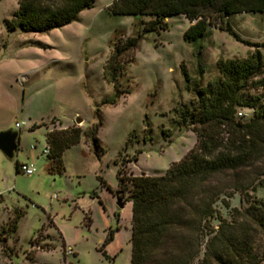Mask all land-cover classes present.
<instances>
[{"label":"rangeland","instance_id":"1","mask_svg":"<svg viewBox=\"0 0 264 264\" xmlns=\"http://www.w3.org/2000/svg\"><path fill=\"white\" fill-rule=\"evenodd\" d=\"M113 1L95 0L60 27L24 32L7 25L18 0H0V130H16L19 137L13 158L0 151V264H130L131 203L118 186V170L126 176L164 173L195 143L194 132L179 123V112L195 103L190 85L205 86L216 76L218 58L245 57L255 49L264 58L263 13L229 17L241 40L210 28L195 43L183 40L188 20L174 14L166 29L142 34L109 81L103 67L112 42L119 33L142 32L148 18L111 14L106 7ZM15 121L24 123L19 130ZM64 125L79 126L80 139L63 151L61 169L49 168L41 153L45 135ZM94 126L98 147L83 133ZM16 162H32L36 170L16 173ZM257 166L264 170V161L219 174L211 185L231 192V207L245 205L231 188L237 180L253 182L249 193L264 198ZM215 206L229 219V209L220 201Z\"/></svg>","mask_w":264,"mask_h":264},{"label":"trees","instance_id":"2","mask_svg":"<svg viewBox=\"0 0 264 264\" xmlns=\"http://www.w3.org/2000/svg\"><path fill=\"white\" fill-rule=\"evenodd\" d=\"M94 2L18 0L7 25L24 32H45L75 20ZM106 10L148 17L141 21L142 32L126 37L119 33L112 42L103 69L106 78L115 81L142 34L166 29L168 16L181 14L188 20L182 34L188 43H195L210 28L226 30L241 40L229 17L240 12L264 14V0H114ZM215 68L216 76L205 86L190 85L195 103L179 112V123L195 134L194 145L162 174L117 172L118 186L127 189L131 203L130 264L264 263V198L249 193L253 182L237 180L231 188L245 205L231 207V192L211 185L219 174L237 173L264 161V58L255 49L245 57L218 58ZM96 131L94 126L83 133L98 147ZM81 133L76 125L46 133L49 168H62L63 151L77 143ZM259 169V175H264ZM218 201L229 209V219L216 208Z\"/></svg>","mask_w":264,"mask_h":264},{"label":"water","instance_id":"3","mask_svg":"<svg viewBox=\"0 0 264 264\" xmlns=\"http://www.w3.org/2000/svg\"><path fill=\"white\" fill-rule=\"evenodd\" d=\"M80 118L75 119V123L78 124ZM18 144V132L12 129L0 130V151L7 157L13 158L14 153L17 149ZM121 190H116L114 192L116 198V204L119 208L124 205V200L120 196Z\"/></svg>","mask_w":264,"mask_h":264},{"label":"built area","instance_id":"4","mask_svg":"<svg viewBox=\"0 0 264 264\" xmlns=\"http://www.w3.org/2000/svg\"><path fill=\"white\" fill-rule=\"evenodd\" d=\"M22 124H24V123H21L19 121H15V123H14L15 129L19 130V128L21 127ZM41 153L44 155H47L49 153V148L47 146H45L42 149ZM35 170H36L35 165L32 162H21V163H18V165H17V171L21 172L23 174H26V175L33 174L35 172ZM0 198H1V195H0ZM65 252L71 253V249H67V250H65Z\"/></svg>","mask_w":264,"mask_h":264},{"label":"crops","instance_id":"5","mask_svg":"<svg viewBox=\"0 0 264 264\" xmlns=\"http://www.w3.org/2000/svg\"><path fill=\"white\" fill-rule=\"evenodd\" d=\"M63 128H66V125H64ZM52 129H54V128H52ZM57 129H60V128H57ZM49 130H51V129H49ZM18 140H19V137H18Z\"/></svg>","mask_w":264,"mask_h":264},{"label":"flooded vegetation","instance_id":"6","mask_svg":"<svg viewBox=\"0 0 264 264\" xmlns=\"http://www.w3.org/2000/svg\"><path fill=\"white\" fill-rule=\"evenodd\" d=\"M120 196H123V195H122V192L120 193Z\"/></svg>","mask_w":264,"mask_h":264}]
</instances>
